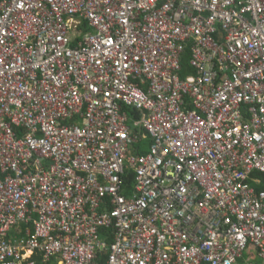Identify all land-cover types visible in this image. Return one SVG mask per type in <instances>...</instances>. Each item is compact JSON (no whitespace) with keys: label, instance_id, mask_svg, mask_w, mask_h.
Wrapping results in <instances>:
<instances>
[{"label":"built area","instance_id":"2783aa9c","mask_svg":"<svg viewBox=\"0 0 264 264\" xmlns=\"http://www.w3.org/2000/svg\"><path fill=\"white\" fill-rule=\"evenodd\" d=\"M247 252L264 264V0H0V264Z\"/></svg>","mask_w":264,"mask_h":264},{"label":"trees","instance_id":"16d2710c","mask_svg":"<svg viewBox=\"0 0 264 264\" xmlns=\"http://www.w3.org/2000/svg\"><path fill=\"white\" fill-rule=\"evenodd\" d=\"M189 57H190V55H189V49H188L185 53H183V56H182V59H181L182 68L180 70V76H182V77L187 75V74L194 73V71H195V69L189 65V62H188ZM129 111H131V109ZM135 115H137L136 112H135ZM145 150H146L145 148L141 149L142 152H144ZM139 151H140V148H139ZM11 233H13V230L11 231ZM19 234L23 235V227H22V229H21Z\"/></svg>","mask_w":264,"mask_h":264},{"label":"crops","instance_id":"0c3cea01","mask_svg":"<svg viewBox=\"0 0 264 264\" xmlns=\"http://www.w3.org/2000/svg\"><path fill=\"white\" fill-rule=\"evenodd\" d=\"M87 29L89 30V28H87ZM146 145H147V141H145V143L143 142V145H140V146L142 149L145 148L147 150ZM244 257L246 260L253 261L255 264H261V260L259 259V257L254 252H247L244 254Z\"/></svg>","mask_w":264,"mask_h":264},{"label":"rangeland","instance_id":"374dc122","mask_svg":"<svg viewBox=\"0 0 264 264\" xmlns=\"http://www.w3.org/2000/svg\"><path fill=\"white\" fill-rule=\"evenodd\" d=\"M244 262H246V261H245V258H244L242 261H240V264H241V263H244Z\"/></svg>","mask_w":264,"mask_h":264}]
</instances>
